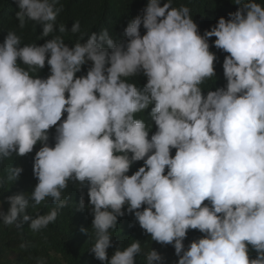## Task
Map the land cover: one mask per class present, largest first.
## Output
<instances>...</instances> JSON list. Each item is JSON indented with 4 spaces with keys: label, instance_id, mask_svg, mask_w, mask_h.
<instances>
[{
    "label": "clouds",
    "instance_id": "clouds-1",
    "mask_svg": "<svg viewBox=\"0 0 264 264\" xmlns=\"http://www.w3.org/2000/svg\"><path fill=\"white\" fill-rule=\"evenodd\" d=\"M16 3L18 27L34 22L42 26L38 39H51L23 44L9 30L0 44V162L42 145L33 158L34 190L8 196L0 222L48 228L69 207L64 193L72 183L87 188L89 251L102 264H136L138 255L145 264H165L157 251L143 253L139 240L108 258L126 212L151 241L172 245L178 264H264V6L234 0L238 10L201 35L189 7L149 0L123 39L104 28L85 41L77 20L70 33L78 38L69 47L65 25L56 24L59 0ZM211 37L228 54L226 85L205 96L201 86L216 76ZM89 62L86 75L77 76ZM46 64L47 78L33 75ZM138 74L146 77L143 88L128 82ZM150 106L147 119L140 117ZM22 172L8 168L0 188ZM48 200L46 214H29ZM85 207L81 195L77 210ZM189 230L202 238L186 249Z\"/></svg>",
    "mask_w": 264,
    "mask_h": 264
},
{
    "label": "trees",
    "instance_id": "trees-1",
    "mask_svg": "<svg viewBox=\"0 0 264 264\" xmlns=\"http://www.w3.org/2000/svg\"><path fill=\"white\" fill-rule=\"evenodd\" d=\"M148 2L149 0H59L58 6L63 5V10L58 15L56 24L57 27L61 24L65 25L67 32L63 34V38L69 47H72L78 38L70 33L73 23L77 20L81 24L82 31L88 33L85 35V41L91 32H99L104 28L109 30L114 39L119 40L123 39V32L129 21L140 15ZM165 2L167 0H161V6ZM255 2L264 6V0H255ZM172 5L173 7L185 5L190 8L193 21L198 25L201 35L205 30H210L215 26L219 18L228 19L229 13H234L239 8L234 4V0H172ZM18 11L16 0H0V44L4 42L9 30H15L23 44L35 42L38 46H42L46 40L51 39V36L38 39L42 35V26L35 25L34 22L29 21L23 29L19 28V21L16 19ZM140 31L143 35L145 32L143 26ZM53 35H60V33L57 31ZM215 39V37H211L209 44L210 51L217 57L214 62L216 76L206 80L201 86L205 96L209 90L215 91L216 88L226 85L222 64L224 57L228 54L214 47ZM90 64L91 62L83 66L77 76L86 75ZM49 74L50 70L47 64L39 72L33 73L40 78H47ZM128 82L135 83L138 88H143L147 80L143 74H138ZM152 106L139 116L147 119ZM64 118H66V114L62 120ZM155 131L156 126L153 122L149 138ZM54 136L55 126L49 130L50 145H54ZM41 146L38 143L32 153L23 157L13 154L12 158L0 162V177L6 176L7 169L12 166L23 168L20 178L15 183L10 182L6 188H0V211L6 212L10 207L6 202L8 196L19 193L30 194L34 190L38 181L33 176V158ZM174 154L175 150L173 149L172 155L174 156ZM142 166L143 161L136 162L128 175L134 174ZM64 194H70L69 207L62 210L55 223L40 232H32L29 228L30 222L21 223V226H4L0 222V264H36V258H42L45 264H102L89 251L93 236L91 231L93 216L87 207V188L79 189L77 185L69 183L68 190ZM81 195L84 197L86 207L77 210ZM72 204H75L76 207H73ZM51 207H53L52 202L48 200L35 208L30 206L28 212L35 218L37 214H46ZM126 207L122 209L125 212ZM81 229L87 231L83 232ZM199 238H202V234L198 230H189L187 238L183 241L185 248L187 249L193 240ZM132 240H139L142 243L143 253L152 249L164 258L165 264H178V257L175 255L173 246H162L151 241L150 236L135 221L134 215L127 214V212L123 217L118 218L117 229L113 232L111 241L112 246L107 250L108 258H111L117 247H126ZM22 244L25 247L22 248ZM252 258H255L254 252ZM135 259L136 264H145L143 255H138Z\"/></svg>",
    "mask_w": 264,
    "mask_h": 264
}]
</instances>
